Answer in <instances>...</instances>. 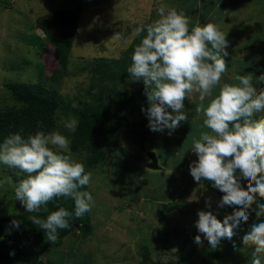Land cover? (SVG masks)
Returning a JSON list of instances; mask_svg holds the SVG:
<instances>
[{
    "label": "rangeland",
    "instance_id": "rangeland-1",
    "mask_svg": "<svg viewBox=\"0 0 264 264\" xmlns=\"http://www.w3.org/2000/svg\"><path fill=\"white\" fill-rule=\"evenodd\" d=\"M129 1H1L0 108L13 105L5 86L6 81L21 79L27 82L35 73L38 80L56 76L58 68L54 60L44 58L40 48L36 52L29 42L47 44L49 49L52 47L43 32L46 25L42 20L45 15L60 9L76 12L79 9V21L67 70L73 80L70 82L64 79L57 84L58 94L64 105L65 102L69 103V108L80 109L82 102L77 100V95L86 92L93 84L87 78L91 75L83 71L86 62L113 58L123 52L136 36V29L158 18L157 9L161 3L181 9L195 23H208L210 16L211 20H220L217 26L229 41L226 49L228 57H225L228 68L221 83H236L235 75L252 73L254 86L258 91L263 89L256 77L261 75L260 68L264 60V0H225L230 12L228 16L220 0ZM227 1L250 3L230 9ZM217 3L219 8H216ZM124 89L128 92L134 90L130 86ZM217 91L214 89L213 95ZM81 97L85 98L84 95ZM198 102V98L195 102L185 100L188 120L182 121L171 135L168 129L163 133L157 132L158 139L162 136L181 138L176 149L168 147L162 152L155 150V153H159L162 167L171 170L169 174L163 168L155 173L145 170L143 167L148 150L144 151L140 145L127 138L113 137L105 142L103 161L90 166L84 164L86 173H91V180L79 190L90 192L94 205L78 221H72L75 229L63 230L56 240L60 242L57 248L33 239L21 240L0 235V252L2 249L10 251L14 246H19L38 253V260L34 263L10 256L6 261L0 260V264H249L254 249L246 248L243 244L242 238L247 231L243 224L235 230L236 235L231 240L222 239L216 249L211 248L195 227L200 210L212 211L221 221L225 215L234 211L228 207L219 208L220 199L202 181H194L190 174L189 165L198 157L191 151L192 141L188 136L191 133L198 137L201 131H209L201 127L203 117L195 112ZM260 115L264 113H258L255 118ZM72 118L66 117L64 120ZM134 119L138 121L141 117ZM115 142H120V145L113 148ZM5 176H11L14 184L26 178V174L19 173L18 169H9L0 164V180ZM209 197L211 209L205 204ZM65 205L75 215V205L71 206L68 202ZM27 213L20 201L15 200L12 185L0 187V220L7 216L16 220L19 214ZM83 219L88 223L85 224ZM26 223L21 221V231ZM83 227L89 233L81 230ZM198 234L203 240L202 246L194 242Z\"/></svg>",
    "mask_w": 264,
    "mask_h": 264
},
{
    "label": "clouds",
    "instance_id": "clouds-1",
    "mask_svg": "<svg viewBox=\"0 0 264 264\" xmlns=\"http://www.w3.org/2000/svg\"><path fill=\"white\" fill-rule=\"evenodd\" d=\"M157 17L136 29V35H146L135 46L127 68L132 82L144 86L148 106L141 111L148 120L147 127L161 133L168 129L171 135L188 120L185 100L195 102L198 98L195 112L203 117L201 127L209 131L188 136L191 151L198 157L189 165L190 174L197 183L209 181L223 194L219 208L232 207L234 211L221 221L212 211L200 210L195 227L216 249L222 239L231 240L235 230L248 223L254 213L256 220L242 239L246 248L254 249L249 264H264V203L260 202L264 199V115L255 118L264 113V89L257 90L252 73L235 75L238 83H221L228 68L225 57L229 41L215 23L202 25L197 21L190 30L191 21L185 12L166 3L158 6ZM256 79L264 83V74ZM214 89H218L216 95ZM77 125L74 118L64 121L71 132ZM0 164L26 174L15 184L11 176L0 180V187L13 186L15 200L26 212L38 213L42 207L47 211L46 205L57 197L74 200L77 218L94 205L92 194L79 190L90 183L91 173L74 158L69 139L58 130L47 134L37 131L26 138L20 132L10 134L0 143ZM242 180L247 181L246 188ZM205 204L211 209L210 197ZM71 215L61 207L46 219L32 215L28 220L54 243L58 229L69 226ZM20 223L12 221L17 228ZM194 242L202 246L201 235H196Z\"/></svg>",
    "mask_w": 264,
    "mask_h": 264
},
{
    "label": "trees",
    "instance_id": "trees-1",
    "mask_svg": "<svg viewBox=\"0 0 264 264\" xmlns=\"http://www.w3.org/2000/svg\"><path fill=\"white\" fill-rule=\"evenodd\" d=\"M1 1L3 0H0V3ZM78 21L79 9L77 12L60 9L44 16L42 22L46 26L43 28V32L47 35L48 42L52 47L49 49L47 44H41L36 41L29 42V45L36 52L40 48L44 58L50 59V61L53 59L58 71L55 77L47 76L46 78L43 77L42 80H38L34 72L35 74L30 76V81L25 82L21 79H16L5 82L7 91L13 100V105L7 108H0V143L7 136L16 132H20L26 138L29 134H35L37 131H44L47 134L58 130L69 139L74 157L88 166L105 159V142H109L115 136L127 138L132 143L140 145L144 151L148 150V152H155V150L162 152L164 148L168 147L176 149V145L181 138L169 139L162 136L161 139H158L157 132H153L147 127L148 120L141 111L142 107L148 106L147 97L144 94V86L141 82H132L127 73V68L131 64L133 50L141 42L146 32L136 35L131 44L119 55L113 58H100L99 60L84 63L83 71L91 75L87 76V78L93 84L84 92L87 94L79 92L77 95V100L82 102L80 109L69 108L68 102H65L66 105H64L58 94L59 85L57 84L63 82L64 79H69L70 82L73 80V76L67 73V70L71 59V45ZM250 71H252V68ZM260 73L264 74V60L261 64ZM260 84L264 89V83ZM126 86H130L134 90L128 92L124 89ZM82 95L85 98L81 97ZM191 111L193 112V110ZM66 117H74L78 121L75 132H71L62 126ZM135 117H141V119L137 121L134 119ZM164 131L166 132L167 129ZM118 145H120V142H115L113 148ZM107 146L109 147V145ZM158 154L156 153L157 158L159 157ZM158 164L161 169L163 168L164 172L168 174L171 172L170 169L162 167L159 158ZM145 170L154 171L153 173H155L160 169L150 170L146 168ZM202 184L221 199L223 194L213 188L209 181L202 180ZM242 184L245 188L247 187V181L242 180ZM64 198H55L50 201L46 205L47 211L42 207L38 213L19 214L16 220L27 222L22 231L20 229L21 223L17 228L11 223L14 219L8 218V216L3 217L0 220V235L21 240L23 238L33 239L44 245L57 248L60 242L55 241L52 243L47 241L44 230L40 229L38 225L32 224L28 220L27 215H36L46 219L50 212L62 207L72 213L68 217L69 226L66 230H74L75 226L72 221H78V218L75 217L70 207L65 204L68 202L73 206L75 202L71 198V202L68 201V198H65L66 200ZM260 202L264 203V199ZM232 209L234 210V208ZM255 220V214L251 213L248 223L243 224V227L248 229ZM83 221L85 222L84 219ZM87 223L85 222V224ZM63 230L65 229H58V237ZM81 230L89 233L88 229H84V227ZM12 252H14V255H10ZM242 255L243 253L238 257ZM10 256H16L33 263L38 260L37 251L26 250L19 246H14L10 251L1 250L0 260L6 261V258ZM183 263L187 264L186 262L178 264Z\"/></svg>",
    "mask_w": 264,
    "mask_h": 264
},
{
    "label": "crops",
    "instance_id": "crops-1",
    "mask_svg": "<svg viewBox=\"0 0 264 264\" xmlns=\"http://www.w3.org/2000/svg\"><path fill=\"white\" fill-rule=\"evenodd\" d=\"M141 1H146V0H141ZM147 1H149V2H156V0H147ZM158 1V0H157ZM207 1H211V0H207ZM214 1V0H213ZM225 0H220V2H221V6L223 7H221L223 10H225V12H226V16H228L229 14H230V12H229V10L227 9L228 7H227V4L224 2ZM130 3H132V2H134V0H130L129 1ZM227 3L229 4V8L230 9H234V8H236V7H240V5H242V6H244V5H247V4H249L250 2H245V3H243V2H230V1H227ZM236 3H237V5H236ZM216 8H219V3H217L216 4ZM181 10V9H180ZM153 11H156V9H154ZM153 13H155V12H153ZM219 19H221V18H219ZM191 23H190V26H189V28H190V30H191V27H193V26H195V21H194V19L192 18L191 20ZM209 22H211V23H216V25H219V22H220V20H217L216 18H214L213 20H211V16L208 18V23ZM231 26V25H230ZM136 37V36H135ZM134 39V38H133ZM133 39H132V41H133ZM131 41V42H132Z\"/></svg>",
    "mask_w": 264,
    "mask_h": 264
},
{
    "label": "water",
    "instance_id": "water-1",
    "mask_svg": "<svg viewBox=\"0 0 264 264\" xmlns=\"http://www.w3.org/2000/svg\"><path fill=\"white\" fill-rule=\"evenodd\" d=\"M148 161H146L145 166L143 168H147L150 170H156L160 169V166L158 164V158L154 151H149L147 153Z\"/></svg>",
    "mask_w": 264,
    "mask_h": 264
},
{
    "label": "flooded vegetation",
    "instance_id": "flooded-vegetation-1",
    "mask_svg": "<svg viewBox=\"0 0 264 264\" xmlns=\"http://www.w3.org/2000/svg\"><path fill=\"white\" fill-rule=\"evenodd\" d=\"M147 161H148V159H147Z\"/></svg>",
    "mask_w": 264,
    "mask_h": 264
},
{
    "label": "bare ground",
    "instance_id": "bare-ground-1",
    "mask_svg": "<svg viewBox=\"0 0 264 264\" xmlns=\"http://www.w3.org/2000/svg\"><path fill=\"white\" fill-rule=\"evenodd\" d=\"M8 32V31H7Z\"/></svg>",
    "mask_w": 264,
    "mask_h": 264
}]
</instances>
